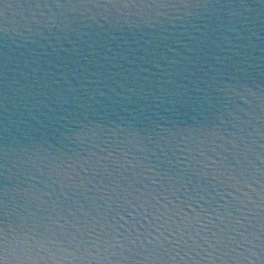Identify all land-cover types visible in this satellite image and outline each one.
Wrapping results in <instances>:
<instances>
[{
  "label": "water",
  "instance_id": "1",
  "mask_svg": "<svg viewBox=\"0 0 264 264\" xmlns=\"http://www.w3.org/2000/svg\"><path fill=\"white\" fill-rule=\"evenodd\" d=\"M0 264H264V0H0Z\"/></svg>",
  "mask_w": 264,
  "mask_h": 264
}]
</instances>
